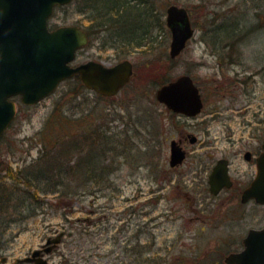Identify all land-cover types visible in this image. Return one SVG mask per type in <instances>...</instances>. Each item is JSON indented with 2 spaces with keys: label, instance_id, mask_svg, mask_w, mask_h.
I'll use <instances>...</instances> for the list:
<instances>
[{
  "label": "rangeland",
  "instance_id": "374dc122",
  "mask_svg": "<svg viewBox=\"0 0 264 264\" xmlns=\"http://www.w3.org/2000/svg\"><path fill=\"white\" fill-rule=\"evenodd\" d=\"M87 2L59 5L50 26H93L92 41L75 63L95 59L112 66L128 58L135 74L113 97L73 77L39 103L18 105L0 139V177H15L0 180L14 194L12 207L0 215V264H34L18 259L62 231L45 255L49 264H223L225 255L242 248L250 228L264 225V205L237 207L230 193L209 192L207 182L222 156L231 159L234 177H243L252 167L241 154L257 146L258 127L264 131V78H257L258 89L249 81L253 67L264 65V0H154L138 10L150 14L142 29L134 27L141 42L127 47L126 31L100 27ZM170 4L184 6L195 27L174 59L165 24ZM184 73L204 98L201 114L192 118L173 116L155 99L159 85ZM52 112L56 118L43 136ZM66 128L87 147L58 155L57 172L79 171L34 180L57 155L55 138H64ZM95 128L99 138H85ZM185 132L197 141L186 142V159L171 169L170 139ZM77 161L83 165L74 167ZM26 174L42 192L21 183Z\"/></svg>",
  "mask_w": 264,
  "mask_h": 264
},
{
  "label": "water",
  "instance_id": "95a60500",
  "mask_svg": "<svg viewBox=\"0 0 264 264\" xmlns=\"http://www.w3.org/2000/svg\"><path fill=\"white\" fill-rule=\"evenodd\" d=\"M70 1L0 0V136L15 117L17 105L11 99L13 96H20V102L25 105L37 103L50 95L62 79L74 73H79L88 88L104 96L116 94L129 80L133 68L127 59L111 67L95 59L71 66L76 51L88 42L86 32L73 24L48 29L49 16L55 6ZM165 13V24L171 34L169 55L175 58L193 36L194 28L183 6L169 5ZM156 99L169 109L190 116L202 109L199 89L186 74L158 87ZM191 140L193 142L194 138ZM262 147L256 159V176L244 190L242 201L254 198L264 203V144ZM170 152L171 166L182 163L185 151L175 141L171 143ZM226 163L218 159L209 174V191L213 194L231 185ZM247 233L241 250L225 255L224 264H264V227L250 228ZM61 235L48 237L43 249L33 250L20 260L49 264L41 252L48 253L59 243Z\"/></svg>",
  "mask_w": 264,
  "mask_h": 264
},
{
  "label": "trees",
  "instance_id": "16d2710c",
  "mask_svg": "<svg viewBox=\"0 0 264 264\" xmlns=\"http://www.w3.org/2000/svg\"><path fill=\"white\" fill-rule=\"evenodd\" d=\"M153 1L154 0H89L90 4L88 2L87 4H88L89 10L96 11L95 13H92V14L96 18L97 23L98 25H100V27H103V29L105 30L109 28L113 29L114 27H118L119 30L123 29L126 31L129 37L125 38L123 45L124 47H127L128 45L130 46L135 45V41L137 39L136 32H138V29H142L141 21H145V19L150 18V14L147 13V11L142 13L138 10L141 8V6H144V5L146 6V4L152 3L153 5ZM135 25H136V32H134ZM147 25H149V22ZM86 31L89 35V38H91L93 32H95L96 29L92 26V28H86ZM117 39H118L117 41H120L119 38ZM91 41H92V38H91ZM140 42H141L140 40H137V44H139ZM78 82L82 86L81 81L78 80ZM53 111H57V107H55ZM62 117L63 116L60 114V118ZM55 118H56V115L52 112V115L48 119L49 122L45 124L46 126L41 132V135L44 136L48 133L47 130H48V127L50 126L49 124L52 123ZM66 119L67 117H65V120ZM67 131L68 129L66 128V132L63 134L64 138L62 137L60 141H58L59 139L55 138L56 143L54 145V148L59 147L57 151V155L53 156L54 158L52 159V161L45 163V166H44L45 168L41 169V171H39V173L35 175L34 180H40L41 178L45 177L46 172L48 173L55 172L58 175H60L61 170H63L65 173L68 172L69 175L77 174V172L79 171L78 170L79 168L74 169L71 167H69V169L68 167H66V169H59L60 172H57L58 169L56 165L63 164L62 161L59 159L58 155L61 156L62 158H64L67 155V153L69 155H73L74 153L71 152V150L76 145L82 147V149L84 147H87L85 141H84V144H81L82 139H78V137H75L74 134L70 132L67 133ZM86 132H88L87 133L88 135H86L85 138L87 136H89L90 139L94 138L97 140L99 138V131L97 130V128H95L94 130L95 135L93 134L92 129L91 130L89 129ZM69 137L70 139L66 141V138H69ZM59 143H61L60 146L58 145ZM80 165H83V163L81 164L79 161H77V164L74 163V167H77V166L80 167ZM58 167L61 168L60 166ZM25 168L26 167H24L23 170L20 169L21 170L20 172L25 171ZM53 168L55 169L54 171L52 170ZM10 175L11 174L6 173L3 175L2 178L0 177V180H3L4 178H11V179L15 178L14 175L13 176H10ZM31 176H34V173H31ZM23 179L24 181L21 182L22 184L27 185V186H32L33 189H36L37 192L41 191L38 187V184L36 183L34 185L32 184L33 180L30 177V174L24 175ZM47 190L49 189H44V192H46ZM13 199H14V194L12 192L7 191V187L4 186V183L1 184L0 185V215L4 214L6 210H9L12 207Z\"/></svg>",
  "mask_w": 264,
  "mask_h": 264
},
{
  "label": "flooded vegetation",
  "instance_id": "af4514ba",
  "mask_svg": "<svg viewBox=\"0 0 264 264\" xmlns=\"http://www.w3.org/2000/svg\"><path fill=\"white\" fill-rule=\"evenodd\" d=\"M135 44L137 45V39L135 41ZM232 61H233V59L230 60V62H232ZM132 65H133V67L135 66L133 62H132ZM226 66H227V68H229L230 67V64L229 65H226ZM134 72H135V70H134ZM250 73H251V75L249 76V78H250L249 81L252 84V87L254 89H258L257 87H255V85L257 86V78L259 76L261 78H264V65H262L260 67H253V70ZM139 82L141 83V78H140ZM243 82H246V81L243 80ZM200 97H202V95H200ZM203 105H204V98L202 97V109H201V111L198 112L197 114L192 115V116L187 115V114H185L183 112H181V113L180 112H176L173 109H168L167 107H165V108L168 109L169 111H171V113H172L173 116H182V117H185V118H192V117H196L197 115L201 114V112H202V110L204 108ZM255 137L257 138V141H258L257 146L254 147V148L244 149L243 152H242V154H241V158L244 159V161L246 163L248 162L251 165V167H252V168H248V171L245 173V175L243 177H237V179L234 177V175H233L234 174V171L231 168V159L229 157H227V156L226 157L225 156L218 157V158H223V159L227 160V166H228L227 167L228 168L227 170H229L230 181H232L230 186L223 187L219 191V193L221 191L222 192H226V193L227 192L230 193L228 195V197H230L229 199H232V200H234L236 202V206L237 207L240 206V205L247 204L249 202H251L252 204H255L256 203L257 205H259L254 200V198H249V200H247V201H242V195H243V192H244L243 190L248 187V185L251 183L252 179L254 178V176L256 174V159H257L256 157H258V155L263 150L262 144H264V131L262 130V128L258 127V130H257V132L255 134ZM193 138H194V141L192 142L191 139H193ZM172 141H175L177 143V145H179L183 150H185V156H184L181 164L175 165L173 167L170 166V164H169V166H170L171 169H173L175 167L181 166L183 164L184 159H186L187 152H188L186 150V147H185L186 146V142L189 141V143H192L193 144L197 140H196L195 134H192V133H189V132H185L184 134H182L181 136L177 137L176 139L173 138V137H171V139H170V146H171ZM169 152H170V147H169ZM246 154H248L247 158H245V155ZM170 155H171V152H170ZM170 155H169V159H170ZM169 159H168V161H169ZM217 159H216V161H217ZM214 165L212 166V168L214 167ZM212 168L210 169V172H211ZM208 189H209V185H208ZM262 205H264V204H262Z\"/></svg>",
  "mask_w": 264,
  "mask_h": 264
}]
</instances>
